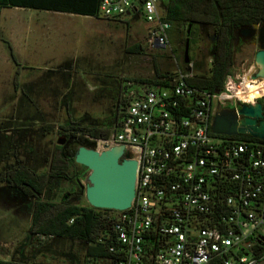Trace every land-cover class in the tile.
I'll return each mask as SVG.
<instances>
[{
    "label": "built area",
    "instance_id": "built-area-1",
    "mask_svg": "<svg viewBox=\"0 0 264 264\" xmlns=\"http://www.w3.org/2000/svg\"><path fill=\"white\" fill-rule=\"evenodd\" d=\"M161 1L98 0L97 16L141 20L147 45L161 49L170 27ZM192 75L190 65L157 82H125L114 129L85 135L88 148L122 146L136 161L133 198L106 215L97 239L106 264H249L264 256V142L210 131L217 104L236 110L255 80L254 99L263 97L264 80L228 73L208 92L186 82ZM132 84L138 89L128 90Z\"/></svg>",
    "mask_w": 264,
    "mask_h": 264
},
{
    "label": "rangeland",
    "instance_id": "rangeland-1",
    "mask_svg": "<svg viewBox=\"0 0 264 264\" xmlns=\"http://www.w3.org/2000/svg\"><path fill=\"white\" fill-rule=\"evenodd\" d=\"M146 28L141 20L126 24L124 19L0 8V132L11 133L1 130L3 125L29 123L30 131L19 149L21 161L38 171L57 162L56 140L63 137L58 125L67 112L73 120L102 119L111 105L110 88L115 81L123 85L125 79L154 77V67L158 72L176 73L190 70L191 65L194 74L199 72L195 65L208 66L204 30L189 33V62L184 63L185 24L169 27L168 46L161 49L147 45ZM136 45L137 49L133 48ZM260 47L261 42L256 39L253 48L233 51L229 73L240 77L236 81L243 82V76L247 81V75L255 80L251 79L257 71L253 54ZM260 81H253L251 86L246 83L240 98L246 101L248 95H259ZM23 85L30 87L25 94L20 90ZM127 88L138 89L134 84ZM258 99L253 98L252 103ZM3 164L0 161V168ZM87 172L72 182L62 181L56 200L70 193V201L88 205L84 196ZM31 203L32 199H25L0 183V259L22 257L25 262L40 264H82L84 243L28 236Z\"/></svg>",
    "mask_w": 264,
    "mask_h": 264
},
{
    "label": "trees",
    "instance_id": "trees-1",
    "mask_svg": "<svg viewBox=\"0 0 264 264\" xmlns=\"http://www.w3.org/2000/svg\"><path fill=\"white\" fill-rule=\"evenodd\" d=\"M97 3L98 0H0V8H33L101 18L97 16ZM161 3L170 26L190 23L189 33L204 30L207 37L208 66L202 68L195 65L199 72L188 77L186 82L199 90H220L232 65L234 34L240 28H249L253 23L264 21V0H162ZM154 70V77L125 79L124 82H157L160 77L170 74L167 71L158 72L155 67ZM16 78L17 73L14 75ZM25 85L20 88L22 94L30 88L26 89ZM125 86V83L120 85L118 81L111 85V105L98 121L73 120L67 112L65 120L58 125L67 144L57 146V162L46 170L38 171L19 157V149L25 144L23 138L30 131L28 122H21L14 127L1 126V130H11V133L0 132V161L4 162L0 168V183L13 193L32 199L28 236L36 234L41 237L75 239L84 243L82 264H106L109 257L106 243L98 242L97 239L106 224V215L112 210L75 204L68 198L70 193L62 194L56 200V192L62 181L72 182L86 172L84 166L74 162V154L79 146L93 145L85 135L92 138L106 137L116 126L121 107L125 104ZM233 137L264 142L247 134ZM0 264L40 263L25 262L21 257L19 260L0 259Z\"/></svg>",
    "mask_w": 264,
    "mask_h": 264
},
{
    "label": "water",
    "instance_id": "water-1",
    "mask_svg": "<svg viewBox=\"0 0 264 264\" xmlns=\"http://www.w3.org/2000/svg\"><path fill=\"white\" fill-rule=\"evenodd\" d=\"M190 23L186 25L183 47V62L188 63V36ZM244 34L257 32V40L261 47L253 54V63L257 71L252 78L264 80V21L253 23L251 28H240ZM263 103H239L236 110L217 104L212 116L210 131L214 134L233 136L247 134L253 138L264 140V96ZM64 137L56 143L62 145ZM124 158L119 160L120 156ZM74 162L84 166V196L89 206L101 209L124 210L130 204L134 194L136 161L129 158L122 146H111L102 151L79 146L74 154ZM264 240V237L261 238ZM249 264H264V256Z\"/></svg>",
    "mask_w": 264,
    "mask_h": 264
},
{
    "label": "flooded vegetation",
    "instance_id": "flooded-vegetation-1",
    "mask_svg": "<svg viewBox=\"0 0 264 264\" xmlns=\"http://www.w3.org/2000/svg\"><path fill=\"white\" fill-rule=\"evenodd\" d=\"M259 24H261V22H259ZM249 28H251V27H249ZM256 33L257 32L255 31L254 34H252V32H248L247 34H244L241 31L237 30L234 34L233 51H235V49H237V51L240 52L242 50V48H244V47L253 48V45L257 39ZM259 101L261 103H263L262 98ZM243 102H245V101H243ZM225 107L233 109V105H231V104H228ZM64 144H67V141H65V138H64L62 145H59V146L62 147V146H64Z\"/></svg>",
    "mask_w": 264,
    "mask_h": 264
},
{
    "label": "bare ground",
    "instance_id": "bare-ground-1",
    "mask_svg": "<svg viewBox=\"0 0 264 264\" xmlns=\"http://www.w3.org/2000/svg\"><path fill=\"white\" fill-rule=\"evenodd\" d=\"M246 80H248V78H246ZM248 82H251L250 80H248ZM248 86H251V84H248ZM256 95H248V97L246 98V102L247 103H252L253 101V98L255 97Z\"/></svg>",
    "mask_w": 264,
    "mask_h": 264
}]
</instances>
